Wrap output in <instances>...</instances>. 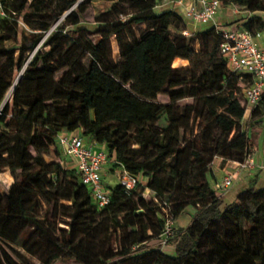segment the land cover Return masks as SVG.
<instances>
[{"label":"trees","instance_id":"trees-1","mask_svg":"<svg viewBox=\"0 0 264 264\" xmlns=\"http://www.w3.org/2000/svg\"><path fill=\"white\" fill-rule=\"evenodd\" d=\"M78 1L3 0L0 105L14 93L0 115V175L10 169L14 182L0 190V264H35L23 253L39 264H264L262 172L232 202L211 184L215 159L243 162L251 147L240 77L216 28L193 32L180 10L158 11L165 0H117L89 26ZM220 2L264 13V0ZM257 25L244 23L251 32ZM14 67L24 69L18 83ZM165 89L169 103L159 102ZM188 98L181 112L176 103ZM263 113L264 101L251 121ZM192 122L199 132L184 140ZM77 130L105 147L113 169L149 177L132 191L109 187L100 209L76 168L46 160L62 133ZM165 204L175 225L195 212L175 228L174 255L149 247Z\"/></svg>","mask_w":264,"mask_h":264},{"label":"built area","instance_id":"built-area-1","mask_svg":"<svg viewBox=\"0 0 264 264\" xmlns=\"http://www.w3.org/2000/svg\"><path fill=\"white\" fill-rule=\"evenodd\" d=\"M167 5L180 10L190 23L214 24V28L222 38L220 53L227 63V68L231 73L240 77L245 117L251 119L264 101V43L262 41L264 27L257 25L256 31L251 32L244 27V24L230 30L218 25L217 19L224 9L220 0H165L160 7ZM229 8L234 15L253 14L239 6H229ZM6 17H8V13L3 5V0H0V19ZM20 23L23 24L21 19ZM192 34L189 31L184 32L185 36ZM9 98L10 96L6 97L0 105V115ZM84 137L82 131L77 134L64 132L58 139L57 148L64 158L73 162L74 168L81 174L83 185L91 190L94 202L100 209H103L111 202L109 188L104 184V172L117 173L120 183L129 191L135 190L142 182V178L131 174L125 167L113 169L105 147L102 145L103 148L95 149L96 145L100 144L95 141L93 144H87ZM217 159L213 163V171ZM229 162L232 164L229 171L224 174L222 182L216 187L220 197L234 187L245 173L264 169V164L256 165L250 149L245 161ZM149 194L150 192L146 191L145 196L148 197ZM162 209L164 228L161 235L151 242L155 243V248L161 250L165 249L175 237V221L170 210L166 204Z\"/></svg>","mask_w":264,"mask_h":264},{"label":"rangeland","instance_id":"rangeland-1","mask_svg":"<svg viewBox=\"0 0 264 264\" xmlns=\"http://www.w3.org/2000/svg\"><path fill=\"white\" fill-rule=\"evenodd\" d=\"M117 0H79L78 1V5H81V4H84L86 5V7L88 8V11L84 17V21L86 22L87 25L89 26H93L94 22H95V19L102 13L104 12H107L108 10L111 9L112 5L116 2ZM171 6L170 5H167V6H162V7H159L158 11H163V10H166V9H170ZM263 13H253V19L254 20H259L261 22H264L263 18ZM21 20H22V17H21ZM144 28V27H143ZM174 36L178 35V30L174 27L172 28H169ZM20 37L23 35V34H31L32 33V29L31 27L29 26L28 28H20ZM137 33H139V29H137ZM111 43H112V52H113V58L115 61H119V47H118V43L116 41V38L113 37L111 39ZM8 46L9 47H12L13 44L12 43H8ZM194 47L197 49V50H200V47L201 45L200 44H195ZM32 56V55H31ZM86 60L84 59V62ZM189 67H190V63H189ZM80 70H82V67L80 66L79 67ZM24 71V69L20 70L19 67H14L13 69V72L15 75H20V73ZM17 84V83H16ZM14 88V87H13ZM12 88V89H13ZM11 89V90H12ZM10 92H8V94L10 95ZM12 93V92H11ZM14 93V91H13ZM13 93L12 95L10 96L9 98V101L10 99L12 98L13 96ZM168 90L165 89L162 91L160 97H159V102L161 103H169V98H168ZM8 96V95H7ZM8 101V102H9ZM194 102L193 99H186V100H183V101H180V102H177L176 103V106L177 108L183 112V109L185 106H187L188 104H192ZM194 132V134H197L199 132V128L196 124H191V127L189 130H183V137H184V140H188L191 136H192V133ZM86 141H91L90 138H84ZM137 148V147H136ZM46 160L47 162H53V161H63L64 160H61L59 157H56V154H55V150L54 148L52 149V153L50 156H47L46 157ZM66 167L68 168H73L71 167L73 164L72 163H69V160H65V162L63 163ZM72 164V165H71ZM69 165V166H68ZM213 167V165H212ZM212 174H213V170H212ZM113 176H110V178L112 177L113 179H111V182H110V186L109 187H115L117 185L120 184V181L118 179V176H117V173H114L112 174ZM149 176L147 175H142L141 178H142V181H145ZM105 181V180H104ZM14 182V178L11 174V170L8 169L6 172H4L3 174L0 175V190L2 191H5L8 189L9 186H11ZM105 183H108L107 181H105ZM212 183V182H211ZM150 196V194L148 195V197ZM164 199H168V197H165ZM141 206L143 207V204H141ZM194 209L193 208H189L186 213H184L178 220V225L181 224L183 227H187L189 226V224L192 222L193 218L195 217V212L193 211ZM177 224L175 225V228H178ZM149 247L150 248H155V243H151L149 244ZM170 248L173 247V245L171 244L169 246ZM165 250V249H163ZM23 253V252H22ZM24 257H27L30 261H32L33 263L35 264H39L37 262L36 259L34 258H31L29 256H26L24 253L22 255V258ZM53 264H78L77 262L75 261H72V260H68V259H65V258H62V259H58L56 260Z\"/></svg>","mask_w":264,"mask_h":264},{"label":"crops","instance_id":"crops-1","mask_svg":"<svg viewBox=\"0 0 264 264\" xmlns=\"http://www.w3.org/2000/svg\"><path fill=\"white\" fill-rule=\"evenodd\" d=\"M262 18L264 19V13H263ZM250 20H253V14L241 13L239 15H234L229 7H225L223 9V11L221 12L219 18L217 19V24L230 30L233 28H237L238 26L243 25L245 22L250 21ZM190 24L192 25L191 27H192L193 32L198 30V29L206 28V26H203L201 24H195V23H190ZM210 25L212 27H214L213 23H211ZM262 41L264 43V36H263ZM259 122H262V126L256 125V123H259ZM243 126H244L245 130H247V132H249V134L251 136L250 150H251V153L253 155V158H254L256 165L264 164V113H263L261 118H258L256 120H254L253 122L248 117H245L243 120ZM77 132H81V131L77 130L75 132H70V133L71 134H77ZM254 137L256 138L255 140L252 139ZM84 138H86V137H84ZM86 143L87 144H93L94 142L91 140V141H86ZM101 148H103L102 145H96L95 149H101ZM54 150H55L56 157L59 156V158L61 160H64V162H65V160L66 161L69 160V159L64 158L63 154H59L57 148L54 147ZM69 163L73 164V162H71L70 160H69ZM231 165L232 164L230 162H223L221 159L216 160L215 169H214L213 174H212L213 179L211 181L213 189L216 190L217 185L222 182L224 174L227 171H229ZM71 167L74 168V164ZM259 172H262L261 176H260L259 186L264 187V170L263 171L252 170V171L245 173L243 178L241 180H239V182H237L235 184V186L232 187L226 194L222 195L221 198H224V200L226 202L234 201L237 198L240 191H242L244 188H246L248 182H250V180ZM114 173L115 172H113V171H106L103 173V179L108 182V183H105V181H104V184L108 188L110 186L111 179H113L112 177L110 178V176H113L112 174H114ZM176 224L178 225V223H176ZM178 226H179V228H186V227H183L181 224H179ZM164 252H166L169 255H174L175 249H174V247H171V248L167 247V248H165Z\"/></svg>","mask_w":264,"mask_h":264},{"label":"water","instance_id":"water-1","mask_svg":"<svg viewBox=\"0 0 264 264\" xmlns=\"http://www.w3.org/2000/svg\"><path fill=\"white\" fill-rule=\"evenodd\" d=\"M76 6H78V4H77ZM20 79H21V77H20V75H19L18 78H17V81H16V82L20 81ZM10 91H11V90H10ZM8 96H10V95L8 94ZM8 96H7V97H8Z\"/></svg>","mask_w":264,"mask_h":264},{"label":"bare ground","instance_id":"bare-ground-1","mask_svg":"<svg viewBox=\"0 0 264 264\" xmlns=\"http://www.w3.org/2000/svg\"><path fill=\"white\" fill-rule=\"evenodd\" d=\"M21 75H22V73L20 74V77H21ZM17 83H18V82H17ZM12 91H13V89H12ZM12 91H11V92H12ZM11 92H10V95H11Z\"/></svg>","mask_w":264,"mask_h":264}]
</instances>
